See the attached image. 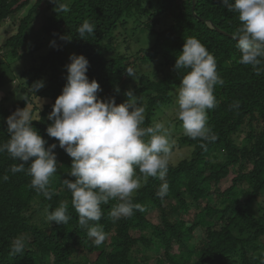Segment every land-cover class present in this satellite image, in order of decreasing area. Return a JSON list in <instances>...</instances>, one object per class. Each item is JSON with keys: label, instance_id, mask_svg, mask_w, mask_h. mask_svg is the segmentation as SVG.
<instances>
[{"label": "trees", "instance_id": "obj_1", "mask_svg": "<svg viewBox=\"0 0 264 264\" xmlns=\"http://www.w3.org/2000/svg\"><path fill=\"white\" fill-rule=\"evenodd\" d=\"M32 1L0 0V31L7 19L28 8ZM193 1L58 0L68 6L69 10L63 12L53 0H36L20 21L18 32L5 41L2 48L8 49L13 59L19 58L30 26L38 14L48 13L43 35L56 46L41 57L39 65L22 73L26 79L21 85L24 99L11 107L0 102V144L9 139L7 118L17 109L29 107L37 93L50 103L32 126L47 141L46 147L57 144L54 151L62 170L51 179L49 190L53 194L49 200L30 187L31 177L26 171H9L20 161L7 152L0 153V177L9 176L7 181L0 180V264H264V214L255 211V205L264 198V74L256 75L251 65L238 62L240 54L233 39V33L241 27L238 15L229 12L222 0H197L193 12ZM162 18H168L171 24L157 30ZM85 20L95 25L94 34L87 40L80 39L77 32ZM131 20L133 33L142 28L155 38L151 47L135 53L140 55V63L149 65L160 59L168 67L157 80L143 75L139 88L132 91L136 97L147 99L143 126L152 124L156 110L172 104L173 91L184 75V70L174 71L177 56L185 38L195 37L215 57L217 72L224 80L223 86L214 89L218 106L208 111L217 140L207 143L205 150L199 146L201 141L181 137L179 146L192 149L190 156L178 164L170 163L166 177L169 192L163 199L157 196L162 183L158 178L149 177L142 184L133 203L142 205L144 211L134 210L131 217L113 223L108 213L117 201L101 205L103 216L98 223L108 237L96 246L87 230L79 226L71 193L62 184L64 179H75L68 175L72 160L59 148L58 141L47 135L52 123L48 116L67 83L70 49L88 59L86 75L89 81L100 84L99 99L115 98L117 105L128 99L125 86L132 77L126 69L134 70L136 63L120 53L114 41L122 29H129ZM61 36L71 40H61ZM9 73L10 65L2 67L0 90ZM39 81L44 87L34 92L32 85ZM236 101L238 108L232 107ZM235 170L233 185L217 193L216 187ZM62 202L71 217L69 222H48L45 210L54 211ZM154 211L161 214L156 224L150 221ZM183 214L190 219H184ZM197 232L204 238L190 243ZM17 237L24 239L25 249L13 256L9 254L10 245ZM88 255H96V259L91 261Z\"/></svg>", "mask_w": 264, "mask_h": 264}, {"label": "clouds", "instance_id": "obj_2", "mask_svg": "<svg viewBox=\"0 0 264 264\" xmlns=\"http://www.w3.org/2000/svg\"><path fill=\"white\" fill-rule=\"evenodd\" d=\"M222 2L229 12L238 15L241 22V27L233 33L240 54L238 62L251 65L256 75L264 74V0ZM53 3L60 11L69 10L58 0ZM77 32L80 39L87 40L88 35L94 34L95 25L85 20ZM60 39L71 40L68 36ZM51 46L55 47L56 42L52 41ZM69 59L67 83L48 116L52 123L46 131L72 160L68 175L75 179H64L62 184L71 193L79 226L87 230V236L96 246H100L108 237L98 223L103 216L101 205L117 201L108 213L113 223L131 217L134 210L144 211L142 205L133 203V196L149 177L162 181L158 197L163 199L168 195L166 177L174 142L164 123L154 120L150 126H143L145 107L142 97L128 91L125 93L127 101L119 105L115 98L99 99L100 84L96 80L89 81L86 75L90 66L88 59L76 54ZM181 70L184 75L174 91L176 117L182 123L184 135L201 141L199 146L206 150L207 143L217 140L209 125L208 111L218 106L214 89L217 85L223 86L224 80L217 72L215 57L195 37L185 38L182 52L177 56L174 71ZM126 73L132 78L135 76L132 67H128ZM43 87L44 83L39 81L32 85V90L36 92ZM232 107L238 108L239 102H234ZM34 119L28 106L10 115L6 120L9 139L0 144V153L7 152L12 159L20 161L9 171L12 174L26 171L31 177L30 187L50 200L53 193L49 186L57 172L54 151L57 144L46 147L47 141L32 126ZM29 161L31 163L25 169ZM8 179L7 174L0 177L3 181ZM66 213L63 202L54 211L45 210L48 222L63 225L71 219ZM10 249L9 254L13 256L23 253L24 239L15 238Z\"/></svg>", "mask_w": 264, "mask_h": 264}, {"label": "rangeland", "instance_id": "obj_3", "mask_svg": "<svg viewBox=\"0 0 264 264\" xmlns=\"http://www.w3.org/2000/svg\"><path fill=\"white\" fill-rule=\"evenodd\" d=\"M35 2L36 0H33L28 8L7 19L2 24V29L0 31V73L2 67H6L7 65H10V69L12 71V73H9V75L7 76L4 85L0 90V102H3L8 107H11L16 103L21 102L24 99V96L21 93V85L25 83L26 79L22 78V73L35 65H39L41 62V57L45 56L54 48L53 46H51V39L43 35V26L45 25V22L48 17V13L46 12L38 14L37 18L30 26L27 32L26 45L20 52L19 58L13 59L12 57H10V51L8 49L2 48L5 41L18 32L20 21L28 14L30 8L35 4ZM162 19V24L157 28V30L165 29L171 24V21L168 18ZM129 23V29H122V33L118 34L116 36V40L114 41V45L119 48V52L122 54L129 55L131 61L136 63L134 69L135 76L127 80L125 86L127 92L136 91L139 88L140 78L143 75L148 76L152 80H157L162 78L168 71V67L165 66L163 61L160 59H158L157 62L151 63L149 65H142L140 63V55H135V53L141 48L151 47L154 44L155 38L148 30L142 28H137L135 33H133V20H131ZM127 48L129 49L127 50ZM70 50H68L67 52L69 57L72 54H75L73 50ZM68 62H71L70 59L68 60ZM29 91L30 90H28L27 94H30ZM174 91L172 104L162 106L158 110H156L154 120L164 123L165 126L170 129V140L174 142L172 144V154L170 157V163L178 164L181 160L190 156L192 149L186 146H179V139L185 135L182 128V123L176 117ZM33 97H35L33 99V103L30 104L28 108L31 112H33L35 107L38 108L36 109L37 111L35 112V114H33L34 118L38 119L39 112L43 110L44 107L50 103V101L38 97L37 93L33 94ZM142 100L143 105L145 107L147 101L146 97H142ZM126 101L127 100H125L124 103ZM61 170V166L57 164V172L55 174H58V172H60ZM237 171L238 170L232 172L226 180L222 181L220 185L216 187L215 190L217 193H223L233 185V179L236 177ZM137 174H139L138 170ZM204 205L205 202L202 204V206ZM260 208H262L263 210L260 211ZM255 211L258 215L264 214V198L260 199V201L255 205ZM160 215L161 214L159 211H154L150 215V221L155 224L159 223ZM183 218L186 220L190 219L188 215L184 214ZM201 238H204V235L201 232H197L190 243L196 244L201 240ZM177 248L178 246L176 247V251L178 250ZM159 251L161 252V250ZM88 258L91 261H94L96 259V255H88Z\"/></svg>", "mask_w": 264, "mask_h": 264}, {"label": "water", "instance_id": "obj_4", "mask_svg": "<svg viewBox=\"0 0 264 264\" xmlns=\"http://www.w3.org/2000/svg\"><path fill=\"white\" fill-rule=\"evenodd\" d=\"M196 1H197V0H194V1H193V12L195 11ZM223 34H225V33H223ZM225 35H226V34H225Z\"/></svg>", "mask_w": 264, "mask_h": 264}]
</instances>
